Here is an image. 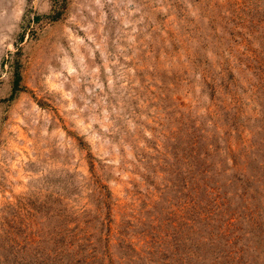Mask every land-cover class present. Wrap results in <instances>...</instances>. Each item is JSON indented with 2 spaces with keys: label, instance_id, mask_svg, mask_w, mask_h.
<instances>
[{
  "label": "rangeland",
  "instance_id": "obj_1",
  "mask_svg": "<svg viewBox=\"0 0 264 264\" xmlns=\"http://www.w3.org/2000/svg\"><path fill=\"white\" fill-rule=\"evenodd\" d=\"M0 264H264V0H0Z\"/></svg>",
  "mask_w": 264,
  "mask_h": 264
}]
</instances>
